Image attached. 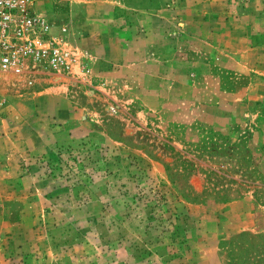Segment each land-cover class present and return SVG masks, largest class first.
<instances>
[{
    "label": "rangeland",
    "instance_id": "374dc122",
    "mask_svg": "<svg viewBox=\"0 0 264 264\" xmlns=\"http://www.w3.org/2000/svg\"><path fill=\"white\" fill-rule=\"evenodd\" d=\"M89 3L113 5L121 57L52 33L83 115L0 157V264H264V0ZM34 72L0 68V120Z\"/></svg>",
    "mask_w": 264,
    "mask_h": 264
},
{
    "label": "crops",
    "instance_id": "0c3cea01",
    "mask_svg": "<svg viewBox=\"0 0 264 264\" xmlns=\"http://www.w3.org/2000/svg\"><path fill=\"white\" fill-rule=\"evenodd\" d=\"M89 2L90 0H73L70 2V11L61 16L49 12L51 3L48 0L40 6L50 19L51 32L56 36L61 34L64 37L61 38L62 43L68 41L70 49L74 52L80 54V51L85 50L87 59L99 69L103 64L108 66L117 63L118 58L121 57L120 49L123 42L120 37L121 31L114 21L113 5L109 4L101 12L94 13L90 9ZM249 2L258 11L259 8L254 5L257 0H249ZM34 75L27 73L28 77L34 76L30 79H35V84L39 85L38 90L31 91L30 94L14 95L30 99L29 102L22 104L27 110L21 113L33 114L31 123L13 122L12 118L19 113L17 110L22 106L16 110L8 100L11 97L6 99L8 117L0 120V157L8 152L20 150L23 146L30 149L32 143L37 145L39 143L40 146L49 144L50 141L46 142L43 135L45 129H50L52 120L70 124L82 118V109H79L69 98L70 86H77L79 81L75 74L57 76L50 72V74L35 73Z\"/></svg>",
    "mask_w": 264,
    "mask_h": 264
},
{
    "label": "built area",
    "instance_id": "2783aa9c",
    "mask_svg": "<svg viewBox=\"0 0 264 264\" xmlns=\"http://www.w3.org/2000/svg\"><path fill=\"white\" fill-rule=\"evenodd\" d=\"M43 1L47 0H0V68L51 72L68 68L67 52L59 46L50 19L38 5Z\"/></svg>",
    "mask_w": 264,
    "mask_h": 264
}]
</instances>
